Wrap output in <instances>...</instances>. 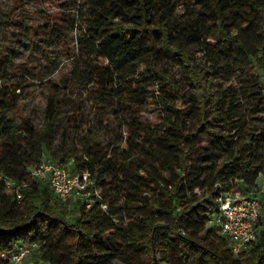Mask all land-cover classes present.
Listing matches in <instances>:
<instances>
[{
	"label": "trees",
	"instance_id": "trees-1",
	"mask_svg": "<svg viewBox=\"0 0 264 264\" xmlns=\"http://www.w3.org/2000/svg\"><path fill=\"white\" fill-rule=\"evenodd\" d=\"M197 5V12L178 20L175 0H98L84 20L77 48L88 59L90 43L104 60L80 63L86 95L99 114L123 79L130 95L128 148L141 143L136 153L104 155L91 135L82 162L74 163L93 181L90 202L78 200L71 217L50 207L46 184L30 179L44 156L71 160L54 146V98L41 127L28 119L17 126L5 113L16 108L11 90L21 83L0 87V174L31 183L17 202L0 181V264H11L5 256L16 245L34 243L41 264H264V212L257 241L240 257L211 223L223 193L264 200L256 191L264 175V82L248 75L252 68L264 72V0ZM195 45L201 57L191 50ZM151 51L181 66L182 85L148 59ZM150 81L164 90L157 101L147 95ZM150 102L161 108L160 128L137 116ZM113 190L124 197V217L114 207Z\"/></svg>",
	"mask_w": 264,
	"mask_h": 264
},
{
	"label": "rangeland",
	"instance_id": "rangeland-1",
	"mask_svg": "<svg viewBox=\"0 0 264 264\" xmlns=\"http://www.w3.org/2000/svg\"><path fill=\"white\" fill-rule=\"evenodd\" d=\"M175 1L178 20L186 17L189 11L197 12V0H186L188 7L182 0ZM97 6L98 0H0V87L21 83L18 89L11 90L16 108L6 112L5 117L11 118L17 126L23 119H28L34 127H41L46 109L54 98L57 124L54 146L67 153L75 165L82 162L81 157H84L91 135L104 155L126 150L136 153L141 143L139 139L128 148L130 135L127 127L131 120L125 105L130 102V95L122 85L123 79L117 80L113 100L104 104L99 114L85 92L89 86L80 76V63L84 60L91 64L104 62L98 58L90 43L86 44L91 50L88 59L77 48L78 39L86 33L84 20L93 16ZM199 48V45L191 48L196 58L202 56ZM147 56L165 75L170 73L174 81L182 85L181 66L154 51L148 52ZM128 72H121V77H126ZM248 75H256L264 82V72L260 70L252 68ZM59 79L63 82L55 88ZM56 91L58 94L54 96ZM163 93L157 83L149 82V97L157 101V95ZM74 114L76 119L72 118ZM161 114L160 106L150 102L137 116L148 127L160 128ZM163 176L169 177L167 173ZM256 191L264 195V175L257 181ZM154 197H157V192ZM112 198L115 209L121 211L119 215L126 216L124 197L113 190ZM78 202L72 198L57 202L51 192L49 204L53 210L71 217ZM262 227L264 216L260 220V229ZM34 256L22 264H41ZM111 264L123 263L114 259Z\"/></svg>",
	"mask_w": 264,
	"mask_h": 264
},
{
	"label": "built area",
	"instance_id": "built-area-1",
	"mask_svg": "<svg viewBox=\"0 0 264 264\" xmlns=\"http://www.w3.org/2000/svg\"><path fill=\"white\" fill-rule=\"evenodd\" d=\"M32 182L44 183L48 186L57 202H64L70 198L74 201H88L89 188L93 181L85 171L78 172L72 160L58 163L48 160L42 161L30 169ZM0 181L4 183L5 191L13 193L17 202L23 199V191L31 183H17L0 174ZM99 197V192H95ZM90 204H86L89 208ZM106 209L105 205L101 206ZM264 212V200L259 197H249L240 192H227L216 199V208L212 213L211 223L227 242L231 254L240 257L248 253L249 248L258 237V221ZM38 249L36 243L31 245L18 244L5 257L11 264H22L32 257Z\"/></svg>",
	"mask_w": 264,
	"mask_h": 264
}]
</instances>
